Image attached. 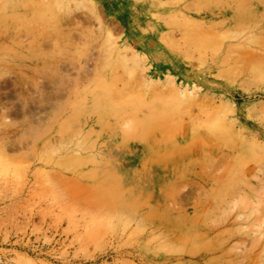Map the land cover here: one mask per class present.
<instances>
[{"label": "rangeland", "instance_id": "obj_1", "mask_svg": "<svg viewBox=\"0 0 264 264\" xmlns=\"http://www.w3.org/2000/svg\"><path fill=\"white\" fill-rule=\"evenodd\" d=\"M0 264H264V0H0Z\"/></svg>", "mask_w": 264, "mask_h": 264}]
</instances>
